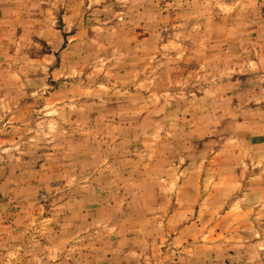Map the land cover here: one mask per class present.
<instances>
[{"label": "rangeland", "instance_id": "374dc122", "mask_svg": "<svg viewBox=\"0 0 264 264\" xmlns=\"http://www.w3.org/2000/svg\"><path fill=\"white\" fill-rule=\"evenodd\" d=\"M0 264H264V0H0Z\"/></svg>", "mask_w": 264, "mask_h": 264}]
</instances>
